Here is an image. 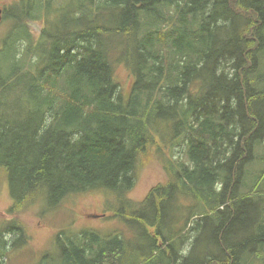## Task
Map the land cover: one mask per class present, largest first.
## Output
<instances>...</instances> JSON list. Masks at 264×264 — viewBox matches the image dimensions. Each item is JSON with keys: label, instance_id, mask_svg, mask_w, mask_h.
<instances>
[{"label": "trees", "instance_id": "16d2710c", "mask_svg": "<svg viewBox=\"0 0 264 264\" xmlns=\"http://www.w3.org/2000/svg\"><path fill=\"white\" fill-rule=\"evenodd\" d=\"M63 2L3 6L0 264L29 243L20 214L103 189L123 203L114 217L155 229L152 264H264V0ZM116 61L134 76L126 94ZM156 149L168 179L126 201ZM122 235L53 238L36 264H126Z\"/></svg>", "mask_w": 264, "mask_h": 264}, {"label": "rangeland", "instance_id": "374dc122", "mask_svg": "<svg viewBox=\"0 0 264 264\" xmlns=\"http://www.w3.org/2000/svg\"><path fill=\"white\" fill-rule=\"evenodd\" d=\"M9 1L13 2L15 0H0V7H3ZM65 4L66 0L63 2V5ZM170 10L167 15H170ZM8 25L7 22L0 24V44L1 38L9 29ZM166 25L171 27L172 23H166ZM28 26L32 35L36 38L41 32L43 21L33 20L29 22ZM114 76L120 85L121 93L126 94L133 81V74L124 64L116 61L114 64ZM159 143L163 145L165 152L169 154L170 142L163 139V142L160 140ZM149 146H156V143H150ZM152 148L150 147V149ZM157 151L156 149L158 157ZM181 153V149L176 148L174 158L177 157L185 161L186 158ZM161 162L162 158L158 157L157 160L155 157V159H151L145 164L139 176L136 175V178L133 179V187L126 192V194L128 193L126 201L142 202L153 187L168 179ZM101 193L87 191L72 197L69 196L64 200L61 207L46 212L42 218L35 213H30L27 216L24 213L20 214L18 216L19 220L26 221L28 225L30 240L24 246L15 247V249H10L9 247L7 249L10 252L7 258L9 264H36L39 255L50 256L52 253H56V248H49L53 238H61L62 241V238H67L72 232L86 231H90L91 236H101L103 241L119 231L123 233V250L125 251L126 264H152L158 258V253L153 252V237L148 235L155 229L150 228V232L145 229L143 233H136L133 228L135 224H132L134 223L132 220L124 221L119 217H114L113 212L119 211L123 206L116 192L113 193V191L103 189ZM11 204L12 200L5 176L0 172V226H4L6 220L11 218L8 214ZM64 207L66 209L65 214L63 216L58 215L57 211ZM175 213L174 210L170 209L169 216L165 220L167 225L171 224V216ZM52 217L56 219L52 221ZM62 219H67L66 221L69 223L65 224ZM9 238L7 237V239ZM158 240L161 244V240Z\"/></svg>", "mask_w": 264, "mask_h": 264}, {"label": "water", "instance_id": "95a60500", "mask_svg": "<svg viewBox=\"0 0 264 264\" xmlns=\"http://www.w3.org/2000/svg\"><path fill=\"white\" fill-rule=\"evenodd\" d=\"M2 13H3V10L0 9V21H1V19H2Z\"/></svg>", "mask_w": 264, "mask_h": 264}]
</instances>
